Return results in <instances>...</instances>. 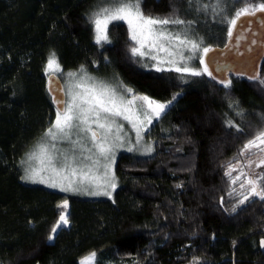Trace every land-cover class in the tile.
<instances>
[{"label":"trees","instance_id":"16d2710c","mask_svg":"<svg viewBox=\"0 0 264 264\" xmlns=\"http://www.w3.org/2000/svg\"><path fill=\"white\" fill-rule=\"evenodd\" d=\"M98 0H0V264H264V164L248 172L244 146L264 130V63L257 79L220 84L147 68L125 22L98 44ZM264 0H142L147 16L179 18L204 46H223L241 8ZM112 75L136 93L171 102L146 135L150 157L122 153L112 198L68 197L22 181L20 161L57 110L46 66ZM204 63V62H203ZM205 65V64H204ZM239 164V175L231 167ZM229 173H231L229 175ZM243 185V187H241ZM68 199L67 208L60 207ZM67 226L55 234L61 214Z\"/></svg>","mask_w":264,"mask_h":264},{"label":"rangeland","instance_id":"374dc122","mask_svg":"<svg viewBox=\"0 0 264 264\" xmlns=\"http://www.w3.org/2000/svg\"><path fill=\"white\" fill-rule=\"evenodd\" d=\"M114 6L115 5L112 3V0H98L93 7V13L99 11L102 8H111ZM244 8L245 7L241 8V10ZM115 22H125L128 25L127 21L125 20H116L109 23L107 26L108 41L109 27ZM163 27L168 33L173 35L179 34L181 39L187 38V40L197 43L199 48L193 51L191 44L180 45L179 42L175 40H162L158 42L163 44L164 48L168 49V51H161L159 46L150 47L148 44H146L142 49V51L145 52V55L139 57L146 63L147 68L156 70H175L176 67L187 66L195 70H202L205 66L204 63H201V61H203L204 55L203 49L207 48L204 46L202 40L197 39V37L192 32L185 30L180 25L169 24ZM129 31L131 33L130 28ZM108 41H102L100 44L107 43ZM136 45L137 47L139 46L137 42ZM169 53H172V55ZM57 62L59 64V70H55L54 66L52 70H46V73H55L61 77L67 100L70 98L67 95L70 90L81 91V89L75 88V85L82 74L87 75L88 77L93 78V80L97 83H102L107 85L109 88L114 89L118 96L124 97L125 101L134 100L133 104L130 106V112L126 113L127 115H131L132 119L125 120L122 116L114 118L112 129L110 132H107V144L111 147V152L108 154L107 160L103 157H100L96 149L93 148V142L90 139V134L88 136H85L83 133L79 135L74 134L72 136V140L79 142L73 144L67 140L60 139L51 141L49 138L45 137L44 133L20 161L22 181L26 184L39 185L51 190L59 191L68 197L72 196L90 199L112 198L118 186L115 167L119 156L125 152L138 157H150L155 152V142L146 135V131L149 130L151 124L161 114L156 116L150 109L147 108L146 104L141 107L143 102L140 100H135L134 97L147 96L157 103L167 105V107L171 102H161L151 98L148 95L138 94L116 76L96 75L90 73L85 67H82L78 70L65 71L58 60ZM69 73H76V76L69 77ZM89 83H91V81H89ZM126 88L132 89V93H124L123 90ZM145 112L147 113V116L144 115ZM137 117L139 119H137ZM149 118H151V122H149ZM55 119L56 115L54 121ZM140 121H143V123H140ZM134 124L136 125L135 127L133 126ZM92 127L98 132V135L103 134L105 131L98 129L95 124H92ZM52 144H55V148H52ZM41 145H47L48 150L41 151ZM259 148L260 147H252L250 148V152H255L256 150H259ZM87 149H91L92 151L89 152ZM88 156H90L92 160L98 159L99 164H97L95 167H91V161L84 159V157ZM66 157L72 160V167L84 168L85 171H88V168L91 167L90 175L94 176L95 179L91 182L85 181L84 183H79L78 177L73 178L77 181L74 183L73 187L78 190L63 191L62 189L68 185L67 179L64 178L68 176V170L64 167V165L68 162L65 159ZM261 160H264V150L259 154L253 153L246 161L250 165L248 172H255L253 165L256 168L259 167L261 165ZM105 165L109 166L108 176L109 178H113L112 182L115 183V188L110 187L104 182ZM238 165L239 164H235L231 167V172L235 173L236 177L239 175L238 167L240 166ZM33 172L36 173V175L32 179L25 178L30 176ZM53 184L56 186L53 187ZM105 191L110 193V195L103 194ZM65 201H67L68 206L69 200L66 199ZM62 214L66 215L68 219V211H64ZM57 224L55 228L57 227ZM60 228L61 227H59L57 231L53 233L52 239ZM89 264H95V260L90 261Z\"/></svg>","mask_w":264,"mask_h":264},{"label":"snow or ice","instance_id":"6c2138e0","mask_svg":"<svg viewBox=\"0 0 264 264\" xmlns=\"http://www.w3.org/2000/svg\"><path fill=\"white\" fill-rule=\"evenodd\" d=\"M189 2L191 3V0H189ZM112 3L115 5L114 7L102 8L93 13L91 22L94 24L95 40L98 44L102 41H108L107 26L109 23L116 20H125L131 30L130 39L136 41L139 45L138 47L131 48L133 56H144L145 52L142 51V49L146 44L150 47L159 46L161 51H168V49L164 48L163 44L158 43L162 40H175L178 41L180 45L191 44L193 51L199 48L197 43L189 41L187 38L181 39L179 34L173 35L168 33L163 27L169 24L181 25L184 24L185 21L180 20L179 18L145 16L140 7L142 0H112ZM257 11L264 12V3L256 7H245L244 9L237 11L234 18L231 19L230 24L234 27L241 16L255 15ZM228 35H232L231 30H229ZM208 51V48L203 49L204 53H207ZM169 54L172 55V53ZM201 63H203V61H201ZM54 66L55 70L58 71L59 64L53 53L48 59L46 70H52ZM175 71L179 73H187L192 76H200L204 73L211 76L206 65L202 70H195L184 66L176 67ZM68 75L69 77H75L76 73H69ZM89 81H91V83H89ZM227 86L228 85L225 84V87ZM75 88L81 89V91L70 90L67 93L70 98L68 100L60 101L62 107L57 111L55 121L47 129L44 135L51 141L60 139L76 144L79 141L72 140L74 134L79 135L83 133L85 136L90 134L93 148L96 149L100 157L107 160L108 154L111 152V147L107 144V132L111 131L115 117L122 116L125 120L132 119V116L127 115L126 113L130 112V106L133 104L134 100L125 101L124 97L118 96L114 89H111L102 83H97L93 78L83 74L79 77ZM123 91L126 94L132 93V89L130 88H126ZM134 99L143 102L141 107L146 104L147 108L156 116H159L164 112L167 107V105L157 103L147 96H135ZM144 115L147 116V113L145 112ZM137 119L139 118L137 117ZM149 122H151V118H149ZM140 123H143V121H140ZM92 124H95L98 129L105 130L104 133L98 135V132L93 129ZM133 126L135 127L136 125L134 124ZM261 145H264V130L258 133L253 140H250L248 144L244 146V149L248 150L252 147H260ZM40 148L41 151L48 150L47 145H41ZM52 148H55V144H52ZM87 151L91 152L92 150L87 149ZM65 159L68 161L64 165L68 170V176L64 178L67 179L68 185L62 189L63 191L78 190L73 187L74 183L77 182L73 178L78 177L79 183H84L85 181L91 182L95 179L90 173L91 167H95L99 164L98 159L92 160L90 156L84 157L85 160L91 161V167L88 168V171H85L84 168L72 167V160L67 157ZM261 164H264V160H261ZM108 167V165H105L104 182L110 187L115 188V183L112 182L113 178H109L108 176ZM230 174L231 173H229V175ZM35 175L36 173L33 172L30 176L25 178L32 179ZM248 183L252 185L250 192L253 195L264 196V192L257 190L255 186L256 180L250 179L248 180ZM52 186L55 187L56 185L53 184ZM241 187H243V185H241ZM103 194L110 195L107 191ZM60 207L66 209L67 201H64L63 205ZM68 223L67 216L61 214L57 227L52 229L53 233H55L59 227L67 225ZM51 239L52 236H49V240ZM94 257L95 253L90 254L89 257H86L81 261V264H89L90 261L94 260Z\"/></svg>","mask_w":264,"mask_h":264},{"label":"water","instance_id":"95a60500","mask_svg":"<svg viewBox=\"0 0 264 264\" xmlns=\"http://www.w3.org/2000/svg\"><path fill=\"white\" fill-rule=\"evenodd\" d=\"M231 32L223 46H212L204 53L203 62L208 72L220 84L230 82L232 76L257 79L264 63V12L241 16ZM47 89L56 110H60V101L67 97L58 74L47 75ZM261 249L264 251V240Z\"/></svg>","mask_w":264,"mask_h":264},{"label":"crops","instance_id":"0c3cea01","mask_svg":"<svg viewBox=\"0 0 264 264\" xmlns=\"http://www.w3.org/2000/svg\"><path fill=\"white\" fill-rule=\"evenodd\" d=\"M89 256H90V254L87 255L86 257H89ZM86 257H84L82 260H84ZM82 260H81V261H82ZM94 260H95V258H94ZM81 261H80V264H81Z\"/></svg>","mask_w":264,"mask_h":264}]
</instances>
